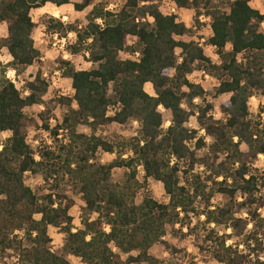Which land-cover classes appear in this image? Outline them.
Returning a JSON list of instances; mask_svg holds the SVG:
<instances>
[{
    "label": "trees",
    "instance_id": "trees-1",
    "mask_svg": "<svg viewBox=\"0 0 264 264\" xmlns=\"http://www.w3.org/2000/svg\"><path fill=\"white\" fill-rule=\"evenodd\" d=\"M160 1L124 0L119 11L110 12L98 0H81L73 5L75 12L94 4L83 28L49 21L51 35L67 38L69 32L76 33L67 53L87 52L91 65L90 70L76 71L69 60L59 61L62 76L71 81L73 95L58 98L67 113L62 124L53 129L48 126L50 111L44 103L49 85L42 76L37 74L27 82L24 90L29 95L22 96L6 79L5 71H0V134L12 133L0 151V256L14 250V264H70L50 251L48 228L52 227L65 236L64 252L85 264H178L159 261L151 249L162 243L169 226L192 213L198 219L204 217V226H214L206 232L201 249L216 264H264V218L260 215L264 209V172L254 171L250 165L264 157V120L249 116L250 99L264 97V14L250 6L252 0H228L226 12L215 9L207 13L199 10L202 1L170 0L178 9L194 10L198 27L200 16L210 18L213 35L207 44L221 61L212 64L198 43L181 40L190 30L175 15H163ZM46 4L59 8L69 5L70 0H0V25H5L8 33L0 38V50L14 57L10 66L16 73L40 59L32 39L35 24L30 13ZM262 5L264 8V0ZM149 16L154 18L151 22ZM97 19L102 20L103 28ZM133 37L137 49L127 45ZM228 44L232 47L226 51ZM176 49H180L179 57ZM124 52L137 53L138 58L122 60ZM195 71L219 82L216 95L229 96L219 106L224 121L209 116L213 109L209 104L193 112V101L204 94L201 86L188 79ZM145 84L152 86L155 96L145 92ZM39 106L44 110L36 118L25 113ZM160 106L172 121L166 130ZM110 109H114L112 115ZM192 116L211 138L199 161L188 146L198 136V131L187 128ZM130 121H137L140 131L128 150L117 151L115 145L99 137L75 133L79 125L95 133L101 127L123 126ZM38 123L55 137L62 130L69 132V143L57 148L58 172L46 173L44 179L61 174L77 183L84 210L97 215L93 221L84 220L75 232L69 214L74 207L72 200L63 194L39 199L25 184L26 174H43L44 162L53 161V153L47 150L36 161L27 144V130ZM204 146L199 138L196 149ZM98 152L117 153L118 158L100 164ZM181 163L189 170L182 171ZM197 163L205 180L197 175L194 183L184 182ZM138 167L144 173L143 184L136 182ZM115 169L128 171L124 184L111 183ZM147 180L163 186L166 204L147 196L139 205L135 203ZM215 196L223 197L227 204L214 207L211 199ZM37 215L39 220H35ZM229 240L231 244H227Z\"/></svg>",
    "mask_w": 264,
    "mask_h": 264
},
{
    "label": "rangeland",
    "instance_id": "rangeland-1",
    "mask_svg": "<svg viewBox=\"0 0 264 264\" xmlns=\"http://www.w3.org/2000/svg\"><path fill=\"white\" fill-rule=\"evenodd\" d=\"M99 3H104L105 8H107L109 5H118L119 10L121 6L123 5V0H98ZM202 1V3L199 6V10L203 13H207L210 10H221V11H227L226 5L228 0H199ZM208 1V4H205L204 2ZM230 1V0H229ZM80 0H70L71 5V12L64 11V12H58V15L53 16L52 11H46L44 13H41L42 15H36V12H31L30 16L32 21L35 24V28L32 32V38L35 46L40 50L42 54H40V59L33 64L31 67L35 66V72H28L27 77L24 76V73L27 72L28 68L21 71L20 73L15 72V87L17 84H20L21 80H24L23 84H20V87L17 88V90L23 94L25 84L27 82L32 81L37 74H40L41 76L47 72V77H52V74L54 71L60 68L59 61L62 60L61 54H56L57 48L55 49L56 53L55 56L51 57L49 55L51 49H53L54 41L52 39V35L48 31V23L50 20H56L62 22L64 25H70L75 28L80 29L81 25L84 26L87 24L85 21H87L89 13L85 15L84 17L76 16L73 5L78 4ZM162 0L159 3V8L162 9L164 13H166L167 8L165 5H162ZM263 0H252L250 3V6L255 9L259 10L262 13V10H264L263 6ZM67 7V6H65ZM54 10H59L61 8H55L52 7ZM193 15L190 16V22L188 24V29L190 30V33L183 37L181 40L184 42H189L194 39H199L200 37L205 38V32L202 30L201 26L198 27L195 22V12L193 11ZM33 15H35V20H33ZM64 17H69L70 19L65 21ZM199 22V21H198ZM44 25L45 27L41 30L40 33L37 32L38 29H40L41 25ZM83 26V27H84ZM264 27V26H263ZM6 31L5 25H0V32ZM39 35V39L36 37ZM58 36V35H57ZM0 38H4L2 34H0ZM64 38V37H61ZM68 38V37H67ZM132 38H129L127 40V45L132 48H136V41L134 40L132 43H129V40ZM43 41V42H42ZM65 50L67 52L70 51V44H69V38L67 39V44ZM204 54L207 58H209L210 62L213 64H216L212 57L217 56L216 51L213 49H209L207 47H204ZM5 55V49L0 50V57H3ZM180 51L177 52V57H179ZM46 56V59L42 61V57ZM138 58V54H131L129 52H124L120 55V59L122 60H135ZM71 62L73 63V67L81 70L86 71L91 69L90 63L87 62V55H84L83 53L79 55L73 56L71 59ZM11 61L8 62V64H4L2 59H0V71H5L4 74L6 75L8 70H13V68L10 66ZM85 65H88V67H85ZM30 68V67H29ZM191 79L189 81L192 84H198L202 87L204 94L201 99H199V103H194L193 101V112H198L199 107H204L205 105L209 104L212 105L213 109L209 112V116H211L216 121H224L225 117L221 114L220 119L215 118V113L219 111V106L228 100L229 96H227V99H224L225 96H218L215 94V89L218 85L213 84L212 81L214 79L213 77L208 76L207 74L203 73L202 71H195L192 75H190ZM42 78H44L42 76ZM59 90L56 89H48V92L44 97V103L48 106L50 114L47 117L48 118V126L50 129H53L55 126H59L62 124V120L64 115L67 113V109L60 105L58 103V98H61L60 93H58ZM23 96V95H22ZM116 109V107H115ZM44 110L43 106L39 107H33L28 108L25 110V113L32 117L36 118L37 115ZM57 112L60 113L59 116H57ZM114 109H110L109 113L111 115L113 114ZM220 112V111H219ZM110 115V114H109ZM161 116L163 120V124L166 121L170 120V114L166 111H161ZM249 116L252 120H258V118H262L264 120V98L262 97H254L249 101ZM192 118L195 119L196 127H190L192 123ZM55 122V123H53ZM135 122V121H134ZM133 121L128 122L127 124L123 126L119 125H110L99 128L95 133H93L88 127L79 125L75 129V133L78 135H84L86 137L89 136H96L99 137L110 144H113L116 146L117 151L121 150H128L130 148V145L132 142H134L135 138H138L139 131H140V124L138 122L134 123ZM41 123H38V126L30 128L27 130L26 134V140L27 144L29 145L31 151L34 154V157L39 156L43 154L45 150L50 151L53 153V161H45L44 162V173H38V174H26L25 175V184L28 186L39 199H42L43 196H46L48 194H63L68 199L72 200L74 202V207L70 210V216L72 218V229H77L79 227H82V224L84 220H95L97 218V215L91 214L84 210V204L82 202L81 195L79 194V188L77 183L70 181L67 179V177H62L61 174L58 176H52L48 179V181H45L44 175L46 173H50L52 171L58 172V168L61 165V162L56 159V156H59L57 152V148L59 146H63L67 143H69L70 135L68 130H62L58 133V135L55 137L53 136L49 131H44L41 128ZM87 129L88 131H80L79 129ZM187 128L189 130H196L198 131L197 138L193 139L191 142L188 143V146L190 150L195 154V160L199 161L203 158V156L206 154V151L208 150V146L211 142L206 140V135H200V128L196 121V116H192L187 124ZM163 130H166L163 128ZM47 133L48 135L45 136L44 134ZM135 133V135H133ZM201 138L203 140L204 147H201L200 149H196L197 140ZM8 137H4L3 135H0V142L4 145L6 143V140ZM51 140V144L48 143V141ZM206 149V151H205ZM242 150H245L242 148ZM128 155H124L123 158H127ZM97 161L100 164H110L113 161H116L118 158L117 153L115 154H107L98 152L96 154ZM36 161H40L36 160ZM251 169L258 172H264V157L259 156L257 159L251 161ZM180 168L182 171H188V165L186 163H181ZM136 173V182L139 184L144 183V173L142 171L141 167H138ZM204 170L203 168H199V163H197L193 170H191L190 175H185L184 182H195V178L197 175H202V180H205L203 176ZM52 174V173H50ZM128 177V171L125 169H115L112 172L111 175V183L113 184H124ZM145 187L141 189L135 198V203L139 205L144 197H150L154 201L166 204L168 202V198L164 193L163 186L158 183L154 182L152 180H147L145 182ZM188 188H193V186H187ZM166 201V202H165ZM199 201V199H198ZM240 201V200H238ZM211 204L214 207L217 206H224L227 204V200H225L221 196H215L211 199ZM260 215L262 218H264V209L260 211ZM36 217V216H35ZM245 218L246 216L243 215ZM37 220V219H35ZM204 217H200V219L196 218L194 214L189 213L188 217H183L182 221L178 224L171 225L167 228L166 236L163 239L162 243L155 245L151 249V254L153 257L158 259L159 261L163 262H170L175 261L178 264H216L209 254H207L205 251H202L201 248H203V243L206 237V232L209 229H213V225L211 226H204L203 225ZM107 229L105 232H109V229L107 227L104 228V230ZM250 229V228H249ZM50 231L49 235L51 236V243L49 245L50 251L57 255L62 257L63 259L67 260L70 264H85L80 259L75 258L73 256L67 255L64 252L63 246H64V239L65 236L62 233L60 229L53 228ZM219 235L222 233L220 230H218ZM229 234V232H227ZM17 236L23 237L22 233H17ZM210 245V243H208ZM229 244V243H227ZM169 248V249H167ZM17 260V252L14 250L6 252L3 256H0V263L5 264H14Z\"/></svg>",
    "mask_w": 264,
    "mask_h": 264
},
{
    "label": "clouds",
    "instance_id": "clouds-1",
    "mask_svg": "<svg viewBox=\"0 0 264 264\" xmlns=\"http://www.w3.org/2000/svg\"><path fill=\"white\" fill-rule=\"evenodd\" d=\"M93 7H94V4L89 5L88 7H86V8L83 10V12L76 13L75 15H76V16H79V17H84L85 15H87V13H89V12L92 11V8H93ZM170 7H171V6H170ZM113 9H115L116 11H119V6H118V5H109V6H108V10H113ZM71 10H72V9H71V5H69V6H67V7H64V8H61V9H59V10H54V9L52 8L51 5H48V6L44 7V8H41V9L39 10V12L36 13V15H39L40 13H43V12H46V11H52V15H53V16H56V15H58V12H64V11H69V12H71ZM172 10L174 11L175 8L173 7ZM165 14H167V13H165ZM182 14L184 15V18L187 19L189 16L193 15L194 13L189 12V13H187V14H184V13L182 12ZM262 14H264V10H262ZM30 15H31V14H30ZM69 19H70L69 17H64V20H65V21H67V20H69ZM153 19H154V18L151 17V16L148 17V20H149V21H152ZM33 20H35V15H33ZM95 22H96L97 24H100L101 27L103 28L104 25H103L102 20L97 19ZM85 23H87V21H85ZM83 26H84V25L82 24L80 27L83 28ZM44 27H45V26L42 24V25L40 26V29L37 30V32L40 33L41 30H42ZM0 34H2L4 37H7V35H8V33H7L6 31H2V32H0ZM212 35H213V32H212L211 28H209V29L207 30V36H212ZM36 38L39 39V35H38ZM68 38H69V42H70V43H74L75 40H76V33H75V32H69V33H68ZM135 39H136V38L133 37L132 39L129 40V43H132ZM177 39H179V38H177ZM42 42H43V41H42ZM88 43H91V40H89ZM60 44H61V47H63V41H61ZM231 47H232V45H231V44H228L225 50H226V51H227V50H230ZM176 51L179 52L180 49H176ZM84 55H88V53L85 52ZM0 59H2V61H3L4 64H8V62L12 61V60L14 59V57H13L11 54H8L7 51L5 50V55H4L3 57H0ZM64 59H70V57H69V55H68L67 53L64 54ZM212 59H213V61H214L216 64H220V63H221V61H220L216 56H213ZM178 63H179V61H178ZM85 67H88V65H85ZM28 72H33V73H34V72H35V66L28 68L27 72L24 73V76H25V77H27ZM13 75H14L13 71H12L11 69L8 70V72H7V76H8L9 78H11ZM45 75H47V72H45ZM56 75H57V77H58V76L60 75V73L57 72ZM188 78L191 79V77H188ZM23 83H24V80H21V81H20V84H23ZM65 83H67V81H65ZM212 83H213V84H216V85H219V82H218V81H215V80H213ZM20 84H17L16 87L19 88V87H20ZM144 90L147 91V92L149 93V95L155 96V93L152 91V87H151L150 84H145V85H144ZM185 90H187V89H185ZM71 91H72V90H71ZM22 95H23V96H27V95H29V91L25 90V91L23 92ZM229 95H231V93H229ZM227 98H228L227 96L224 97V99H227ZM45 99H47V97H45ZM199 102H200V101H199V98H196L195 101H194V103H199ZM77 107H78V105L76 104L75 101H73V103H72V108H73V109H76ZM180 107H181V108H184L185 105H184L183 103H181V104H180ZM159 110H160V111H163V110H164V109H163V106H160V107H159ZM56 114H57V116L60 115L59 112H57ZM109 114L111 115V113H109ZM197 114H198V113H197ZM214 115H215V118H216V119H220V118H221V113H220L219 111H217ZM53 123H55V122H53ZM134 123H136V122H134ZM171 124H172V121L169 120V121H166V122L162 125V127H163L164 129H167ZM196 126H197V125H196V123H195V119L192 118V123H191L190 127L195 128ZM79 130H80V131H85V132L88 131L87 129H83V128H81V129H79ZM11 135H12L11 131H6V132L3 133V136H4V137H10ZM44 135L47 136L48 134L45 133ZM133 135H135V133H133ZM200 135H204V131H203V129L200 130ZM206 140H208V141L210 142V141H211V138H210V137H206ZM48 143L51 144V140H49ZM2 147H3V145L0 144V148H2ZM241 147H243V145H242ZM205 151H206V149H205ZM35 159H36V160H39L40 157H39V156H36ZM173 163H175V157H173ZM181 183H183V182H181ZM165 202H166V201H165ZM35 219L39 220V219H40V216L37 215V216L35 217ZM201 219H202V217H201ZM251 227H252V225L249 224V225H248V228H251ZM73 231H75V229H73ZM105 231H107V229H105ZM32 235L35 236L36 233L33 232ZM89 239H90V237H89ZM228 243L231 244L232 241L229 240ZM113 251H115V249H113ZM133 255H135V253H133Z\"/></svg>",
    "mask_w": 264,
    "mask_h": 264
},
{
    "label": "crops",
    "instance_id": "crops-1",
    "mask_svg": "<svg viewBox=\"0 0 264 264\" xmlns=\"http://www.w3.org/2000/svg\"><path fill=\"white\" fill-rule=\"evenodd\" d=\"M230 1H233V0H230ZM80 2H81V0H80ZM79 2V3H80ZM78 3V4H79ZM173 3V2H172ZM123 4H124V0H123ZM48 5H51V4H46L44 7H46V6H48ZM70 5V4H69ZM69 5H66V6H69ZM174 5V4H173ZM52 7H55V8H57L56 6H54V5H51ZM123 6V5H122ZM122 6H121V8H122ZM263 6V5H262ZM43 7V8H44ZM62 7H65V6H62ZM59 8H61V7H59ZM120 8V9H121ZM41 9V8H40ZM40 9H37V10H33V11H35L36 13H38L39 12V10ZM159 10H160V12L163 14V15H165V13L162 11V9L161 8H159ZM33 11H31V12H33ZM193 11L194 10H184V9H176V11H175V16L178 18V21L179 22H181L182 24H184L185 25V27L186 28H188V24H189V22H190V16L187 18V19H185L184 18V15L182 14V12L184 13V14H187V13H189V12H192L193 13ZM257 11H259V10H257ZM260 13H261V11H259ZM44 13V12H43ZM262 14V13H261ZM40 15H42L41 13H40ZM192 16V15H191ZM151 22V21H150ZM199 22H200V25H201V28H202V30H204V32L206 33L205 34V38H203V37H200L199 39H194V40H191V41H193V42H195V43H198L199 44V46L202 48V50H203V53H204V47H207V48H209V49H213V50H215L213 47H210L208 44H207V40L211 37V36H207V30L210 28V18H208V17H205V16H200L199 17ZM34 23V22H33ZM264 26V25H263ZM264 28V27H263ZM33 39V38H32ZM34 47L38 50V52L40 53V54H42L41 52H40V50L35 46V44H34ZM55 53H56V51H55V49H51V51H50V53H49V55L51 56V57H53V56H55ZM56 54H60L59 52H57ZM68 54V53H67ZM69 55V54H68ZM205 55V54H204ZM206 56V55H205ZM63 55L61 54V58H62V60H63ZM69 57H70V59H66V60H69L70 62H71V59L73 58V56H70L69 55ZM46 59V56H44V57H42V61L43 60H45ZM209 59V58H208ZM212 63V62H211ZM71 64H72V66H73V63L71 62ZM213 64V63H212ZM75 68V67H74ZM75 70L76 71H81V70H79V69H77V68H75ZM57 72H59L60 73V75L57 77V75H56V73ZM44 78V80L48 83V85H49V90L50 89H56V90H59V92L58 93H60V95L62 96V97H68V98H70L72 95H73V91H71L72 89H71V81L69 80V79H67V78H64L63 76H62V72H61V70L60 69H57L56 71H54L53 72V74H52V77H47V75H45V74H43L42 75ZM189 79V78H188ZM65 81H67V83H65ZM195 85H198V84H195ZM152 87V86H151ZM153 91V90H152ZM148 95H149V93L147 92V91H145ZM150 96H152V95H150ZM264 97H262V99H263ZM252 99V98H251ZM250 99V100H251ZM253 99H254V97H253ZM158 111H159V113L161 114V111L159 110V108H158ZM134 122V121H133ZM135 122H137V121H135ZM0 135H3V133L2 134H0ZM9 138V137H8ZM0 144H2L1 142H0ZM3 145V144H2ZM69 214H70V212H69ZM82 227H79V228H77V229H75V231H77V230H79V229H81ZM108 228V227H107ZM51 229H53L52 227H49L48 228V236L51 238V236L49 235V233H51L50 231H52ZM75 231H73V229H72V232H75Z\"/></svg>",
    "mask_w": 264,
    "mask_h": 264
},
{
    "label": "built area",
    "instance_id": "built-area-1",
    "mask_svg": "<svg viewBox=\"0 0 264 264\" xmlns=\"http://www.w3.org/2000/svg\"><path fill=\"white\" fill-rule=\"evenodd\" d=\"M161 3H162V5H165L166 8H167V11H166L167 14H165L166 16L175 15V11H176L177 7L175 6L174 3H172L170 0H162ZM173 7L175 8L174 11L172 10ZM106 10L107 11H110V12H116L115 9L108 10V7L106 8ZM98 25H100V24H98ZM52 39L54 41V44L52 45L53 46V49H56L57 48V51L64 56V54L67 53V51L65 50V48H66V44H67V39L68 38H59L57 35L54 34V35H52ZM61 41H63V47H61V44H60ZM63 60H66V59H64V57H63ZM12 71H13L14 75L11 78H9L7 76V73H6L5 77H6V79L10 83H12L13 85H15V71L14 70H12ZM1 149L2 148H0V151H1Z\"/></svg>",
    "mask_w": 264,
    "mask_h": 264
}]
</instances>
